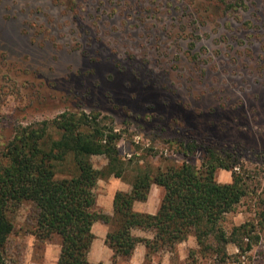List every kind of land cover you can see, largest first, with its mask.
<instances>
[{
    "label": "rangeland",
    "instance_id": "rangeland-1",
    "mask_svg": "<svg viewBox=\"0 0 264 264\" xmlns=\"http://www.w3.org/2000/svg\"><path fill=\"white\" fill-rule=\"evenodd\" d=\"M66 111L108 117L123 133L121 156L133 159L123 178L98 181L104 213L114 192L131 191L137 165L200 167L204 150L181 147L192 141L229 151L250 194L225 227L250 223L257 242L249 251L230 243L225 261L196 242L170 264H264V0H0V163L16 128ZM11 218L7 264H56L60 239H36L32 205ZM153 255L144 264H162Z\"/></svg>",
    "mask_w": 264,
    "mask_h": 264
},
{
    "label": "trees",
    "instance_id": "trees-1",
    "mask_svg": "<svg viewBox=\"0 0 264 264\" xmlns=\"http://www.w3.org/2000/svg\"><path fill=\"white\" fill-rule=\"evenodd\" d=\"M122 138L108 117L94 112L66 111L16 128L0 163V264H7V245L15 230L11 216L24 204L32 205L33 235L38 241L60 239L57 264H93L88 255L96 222L110 228L105 242L114 252V264L118 258H130L139 244L145 245L147 258L161 251L174 253L190 236L202 255L223 261L230 243L243 251L252 249L258 239L252 237L254 225L225 227L227 217L250 194L247 181L235 171L237 162L229 151L204 148L195 141L181 147L185 156L204 150L200 167L187 161L157 170L137 165L131 191H117L114 214L104 213L97 205L98 181L123 178L133 162L120 154ZM94 156L107 160L102 170L94 167ZM66 166L67 174L62 169ZM219 170L231 172L232 181L220 183ZM154 185L165 190L159 211L155 215L136 212L134 205L146 202ZM259 218L264 226V205ZM137 229L153 232V239L134 235Z\"/></svg>",
    "mask_w": 264,
    "mask_h": 264
},
{
    "label": "crops",
    "instance_id": "crops-1",
    "mask_svg": "<svg viewBox=\"0 0 264 264\" xmlns=\"http://www.w3.org/2000/svg\"><path fill=\"white\" fill-rule=\"evenodd\" d=\"M124 191V190H123ZM129 191V190H127ZM114 194L110 197L111 205L104 210L105 213L111 215L113 212V198ZM165 196V190L162 187L159 186H152L150 196L147 202L140 203L141 205H138V203L135 204L134 208L137 212L141 213H147L155 215L159 211L161 202ZM140 206V207H139ZM92 232L95 235V240L91 246V250L88 255V260L90 263L93 264H112V251L107 247L105 244V239L107 236L108 228L107 225L104 223L96 222L93 225ZM136 233L140 236L152 239L153 235L152 233L145 232V231H136ZM196 240L193 237H190L187 241L181 243L178 245L176 251L173 253L171 252H160L155 255H153V258H158L162 264H170V262L175 259L178 256H181L183 258L186 254V251L189 248H196ZM232 250H235V248L231 245ZM230 249V246L227 250ZM147 253V249L143 245H139L134 253V256L130 261H128L127 264H144L145 256ZM60 250L58 252V258H59ZM57 258V262H58ZM57 264V263H56Z\"/></svg>",
    "mask_w": 264,
    "mask_h": 264
}]
</instances>
